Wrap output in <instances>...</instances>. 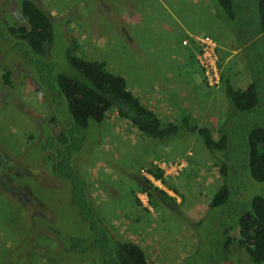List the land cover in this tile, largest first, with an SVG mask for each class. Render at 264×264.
Here are the masks:
<instances>
[{
  "label": "rangeland",
  "instance_id": "1",
  "mask_svg": "<svg viewBox=\"0 0 264 264\" xmlns=\"http://www.w3.org/2000/svg\"><path fill=\"white\" fill-rule=\"evenodd\" d=\"M34 1L57 24L55 42L49 45L46 57H66V50L76 37V54L104 60L107 68L124 76L134 93L164 119L180 123L183 115L192 116L200 124L212 127L214 137H219L225 112L231 106L226 85L221 86L222 80L215 85L206 83L198 61L199 44L188 51L187 38L184 44L182 41L185 34L167 30V23L157 27L161 20H170L158 2L159 10L154 5L157 19L141 22V13L150 20V15L142 11L147 0ZM202 1L184 11L186 2L164 0L178 19L201 32L198 34L207 32L218 39L219 68L234 87H244L250 76L242 51L222 62L226 47H237L239 26L228 17L225 23L212 10L205 12ZM206 1H211V5L217 2ZM14 24L28 25L21 13V0H0V264H89L85 257L69 259L58 250L61 237L54 227L63 235H81L88 227L69 200V183L51 172L45 157L48 151L38 145L45 134H57L62 124L60 120H49V109L34 86L38 81L36 66L25 62L21 47L15 46L21 38L10 31ZM172 40L174 46H170ZM246 53L257 65L255 47L246 49ZM258 55L264 59L262 52ZM5 67L10 69L11 84L3 81ZM152 89L159 91L155 94ZM170 96L177 97L172 101L177 108ZM53 98L56 104L60 103V118L70 116L66 99L60 100L54 94ZM263 122L264 109L262 113L231 119L229 129L238 141L235 160L247 130ZM86 133L81 151L76 152L77 167L96 208L120 239L138 243L149 264H182L190 254L187 263L194 264L211 253L213 241L208 233L216 219L215 211L205 217L199 230L193 223L208 211L211 195L220 186L222 176L200 136L183 132L181 136L158 140L118 115L115 108L107 111L102 123L90 120ZM221 153L216 152V156ZM149 166L161 168L166 180L151 175L146 169ZM141 175L150 176L155 185L174 196L177 210L162 202L151 204L147 194L136 189L135 176ZM239 177L233 183L242 186L246 195L251 193L247 196L264 192V180L254 179L250 172L246 181ZM233 232L237 235L239 230ZM240 255L241 251L232 255L234 264H243L237 261ZM243 259L244 264H253Z\"/></svg>",
  "mask_w": 264,
  "mask_h": 264
},
{
  "label": "trees",
  "instance_id": "2",
  "mask_svg": "<svg viewBox=\"0 0 264 264\" xmlns=\"http://www.w3.org/2000/svg\"><path fill=\"white\" fill-rule=\"evenodd\" d=\"M209 2L217 18L228 23V17L239 26L235 38L242 46L250 76L244 87H234L221 70V86L226 85V94L232 107L229 105L225 112L218 138L214 137L212 127L200 124L192 116L183 115L180 123L175 122V119H164L134 93L124 76L107 68L104 60L76 54L79 44L76 37L66 50V57L57 60L53 59V55L46 57L49 45L55 42L56 22L36 1L21 0V13L28 25H11L10 31L21 38L15 46L21 47L23 60L36 66L38 77L35 78L39 82L34 86L49 109V120H60L62 124L57 134L47 130L50 135L45 134L38 145L42 151H48L45 157L50 163L51 172L69 183V200L88 227L81 235H63L53 226L61 237L58 250L66 258L85 257L90 261L89 264H149L146 252L138 243L131 239H120L112 231L110 224L96 208L76 163V152L81 151L90 120L102 123L107 111L115 108L118 115L130 119L142 132L158 140L181 136L183 132L197 134L215 157L214 163L222 181L211 195L206 214L193 223L199 230V226L205 224V217L215 211L216 219L208 233L213 241L212 251L209 255L206 253V256H201L194 264H234L232 255L235 251L242 252L237 261L243 264V257L253 264H264V192L247 196L251 193L246 192V195L242 186L233 183L239 176L246 181L245 176L249 172L254 179L264 180V122L247 130L246 138L241 139L244 144L237 160L233 157L238 141L229 129L232 118L252 116L262 113L264 109V59L258 55L259 52L264 55V0H217L213 5ZM186 38L189 51L191 46L197 44L194 36ZM186 38L184 36L182 40ZM251 47H255L257 65L253 63V57L246 53V49ZM2 78L5 83L11 84L9 68L5 67ZM53 94L59 96L60 100L62 97L66 99L67 114L70 116L60 118V103L56 104ZM176 99V96H170V102ZM44 125L49 126L48 123ZM221 151V155L216 156V152ZM146 169L155 178L166 180L161 168L149 166ZM135 179L136 189L146 193L151 204L162 202L177 210L175 197L155 185L148 176H135ZM172 188L178 191L177 187ZM136 200L139 201L138 198ZM235 229L239 230L237 235L233 232ZM187 257L190 258L191 254ZM187 257L182 264H188Z\"/></svg>",
  "mask_w": 264,
  "mask_h": 264
},
{
  "label": "crops",
  "instance_id": "3",
  "mask_svg": "<svg viewBox=\"0 0 264 264\" xmlns=\"http://www.w3.org/2000/svg\"><path fill=\"white\" fill-rule=\"evenodd\" d=\"M197 1H200V0H176V2L178 3H183V2H186L185 4V8H184V11L189 9L190 6L194 5ZM206 1V0H205ZM157 2L166 10V13H167V16H168V19H170L168 22L165 21L164 19L161 20L160 23H157V27H160L161 24H164L166 25V23L168 25L167 26V30L172 28V30H178V31H181L180 34H185L186 37H189L190 35H192L193 33H201L199 32V30H196L194 28V25L191 24V23H188V22H182L180 19H178V14L176 12H173L169 6L164 2V0H147V3H143V6H142V11L145 13V14H148L150 15L149 18L150 20H148L142 13L139 15V20L144 21V22H150L151 21V17H154L157 15L156 11L154 10V5H156V9L159 10V7L157 5ZM207 2V3H206ZM204 2V0L202 1L201 4H205V9L204 11L206 12V9H208V13L211 12V7H210V2L206 1ZM156 18V17H154ZM157 19V18H156ZM155 19V20H156ZM170 22V23H169ZM157 29V28H156ZM169 33V32H168ZM233 36V35H232ZM167 37V36H166ZM184 37V36H183ZM185 37V38H186ZM220 38V37H219ZM166 39H170L169 37L166 38ZM183 39V38H182ZM223 39L222 37L220 38V40ZM183 41V44H184V40ZM186 45V43H185ZM224 45V44H223ZM170 46H174V40H172L170 42ZM190 49V48H189ZM231 52L230 55H228V50ZM186 50H188V48H186ZM226 50L225 51V55L222 57V62H225L228 58L232 57L234 53H238L240 50L242 51V55H243V61L245 63V56H244V52H243V49H242V46L237 44V47L236 46H233L232 48H230V46H227L226 47ZM227 52V53H226ZM228 55V56H227ZM246 65V63H245ZM198 67V66H197ZM199 69V67H198ZM249 82V81H248ZM247 82V83H248ZM157 87V86H156ZM155 87V88H156ZM157 89V88H156ZM151 91L155 92V94L159 91V90H155L152 89ZM163 93H166L165 91H162ZM148 94H151L149 92H147V95ZM143 101V100H142ZM144 102V101H143ZM167 103V102H166Z\"/></svg>",
  "mask_w": 264,
  "mask_h": 264
},
{
  "label": "built area",
  "instance_id": "4",
  "mask_svg": "<svg viewBox=\"0 0 264 264\" xmlns=\"http://www.w3.org/2000/svg\"><path fill=\"white\" fill-rule=\"evenodd\" d=\"M194 39L201 48L198 59L206 76V81L210 85L218 84L220 81V68L217 39L211 34H196Z\"/></svg>",
  "mask_w": 264,
  "mask_h": 264
},
{
  "label": "clouds",
  "instance_id": "5",
  "mask_svg": "<svg viewBox=\"0 0 264 264\" xmlns=\"http://www.w3.org/2000/svg\"><path fill=\"white\" fill-rule=\"evenodd\" d=\"M196 34H198V33H193L192 35H190V36H194V35H196ZM206 34H210V33H206ZM211 35H213V34H211ZM214 38H216L215 36H213ZM217 39V38H216ZM217 41H218V39H217ZM185 42H187V40L185 41ZM194 42H196V41H194ZM218 53H219V51H218ZM219 65H220V55H219ZM206 80V79H205ZM221 82V68H220V81H219V83ZM206 83L208 84V82L206 81ZM218 83V84H219ZM152 175V174H151ZM146 176H148V175H146ZM149 177V176H148ZM150 179H151V177H149ZM152 180V179H151ZM153 182V181H152Z\"/></svg>",
  "mask_w": 264,
  "mask_h": 264
},
{
  "label": "bare ground",
  "instance_id": "6",
  "mask_svg": "<svg viewBox=\"0 0 264 264\" xmlns=\"http://www.w3.org/2000/svg\"><path fill=\"white\" fill-rule=\"evenodd\" d=\"M196 44H198V43H196ZM199 61V60H198ZM199 64H200V62H199ZM202 68V67H201Z\"/></svg>",
  "mask_w": 264,
  "mask_h": 264
}]
</instances>
